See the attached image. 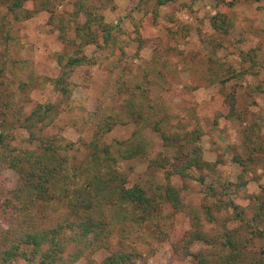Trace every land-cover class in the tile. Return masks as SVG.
<instances>
[{
  "label": "trees",
  "instance_id": "trees-1",
  "mask_svg": "<svg viewBox=\"0 0 264 264\" xmlns=\"http://www.w3.org/2000/svg\"><path fill=\"white\" fill-rule=\"evenodd\" d=\"M29 1L33 8L26 7ZM64 1L0 0V37L4 46L16 42L12 23L26 21L40 11L48 13V24L63 45V50L55 53L59 66L55 77L28 74L26 81L15 84L16 73L9 69L13 78L8 80L3 66L0 68V99L3 95L8 98L0 104V164L17 174L12 187L0 179V221L6 226L0 229V264H75L80 258H85L87 264H135L150 240L154 243L169 237V230L161 227L164 219L160 216L167 207L183 211L189 218V229L181 238L182 246H178L192 257L194 264H264V186L255 174L256 166L264 159V113L248 106L239 109L237 90L244 75H257L264 70V53L258 48L241 51L240 67L225 68V76L218 75L217 65L210 68L209 79H219L223 94L216 116L228 120L236 117L245 123L244 154L236 152L233 156L241 167L236 181L223 178L217 163L203 158V131L199 126L170 134L161 130L157 121L153 128L169 151L159 165H167L168 174L179 176L183 184L178 187L168 181L157 185V191L149 196L142 185L132 183L116 167L120 159L144 154L142 130L157 113V108L144 105L145 89L138 84L129 91V84L116 78L119 81L112 83L110 90L104 89L95 111L82 106V124L78 126L79 120L72 119L73 126L95 129L89 138L81 135L77 141L52 132V128L60 127L56 124L55 103H37L28 113L24 104L15 108L12 105L32 88L50 83L60 104L70 107V73L95 61L81 54L84 46L101 43V49L113 51L118 30L105 23L100 12L112 7L111 0H70V9H58ZM176 1L155 3L162 6ZM194 1L197 0L190 3ZM242 1L217 0L210 23L214 32L209 42L211 37L230 34L234 28L230 10ZM190 30L189 25H182L173 33L185 37ZM11 63L13 67H23L16 61ZM211 63L217 64L216 58ZM123 93H127V115L138 126L132 138L107 144L106 135L120 121L115 101ZM16 126L26 132L29 148L12 146L8 136ZM81 152L85 154L79 158ZM251 181L262 191L247 193L248 203L242 206L235 197L244 196ZM192 182L199 188H191ZM115 234L118 245L114 248L111 236ZM195 242L204 246L192 252L190 246ZM102 248L108 249L109 254L97 261L93 253Z\"/></svg>",
  "mask_w": 264,
  "mask_h": 264
},
{
  "label": "rangeland",
  "instance_id": "rangeland-1",
  "mask_svg": "<svg viewBox=\"0 0 264 264\" xmlns=\"http://www.w3.org/2000/svg\"><path fill=\"white\" fill-rule=\"evenodd\" d=\"M69 2L70 0H65L58 9H70ZM111 2V8L102 9L100 12L104 15L105 23L113 24L117 28V41L113 44L112 52L110 49H101V43H88L84 46L81 54L95 61L87 62L70 73V107L60 104V97L50 83L43 88H32L23 98L17 97L13 107L24 104L25 112L28 113L37 103H55L56 124L60 127L52 128V132H59L69 140L77 141L81 135L89 138L95 129L94 126L85 129L73 126L72 119L79 120L78 126L82 124V106L84 110L95 111L98 100L103 99L104 89L110 90L112 83L121 79L129 84V91L138 84L145 89L144 105L157 108V113L152 120H147L142 130L144 154L130 160L120 159L116 164L132 183L142 185L149 196L157 191V185H164L168 181L178 187L183 184L179 176L168 174L167 165H159L160 162L164 163L162 158L169 151L164 146L160 133L153 128L157 121L160 129L170 134L199 126L203 131L200 141L203 158L216 162L223 178L236 181L241 167L233 161V156L236 152L244 154L245 123L236 117L228 120L216 116L223 94L219 89V79L212 82L209 74L214 65H217L215 69L218 75L224 74L223 76L226 75L225 68H239L241 51L258 48L259 52L264 53V0H243L234 5L230 10L234 28L226 37H211L212 42L209 39L214 31L210 23L211 16L216 11L217 0H197L192 4L190 0H177L162 6H157L155 0ZM186 4L190 6L187 7ZM26 7L33 8V2H27ZM47 20L48 13L40 11L26 21L12 23L16 42L4 46L0 37V68L3 66L8 80L13 78L9 69L17 75L15 84L26 81L28 74L41 77L58 75L59 66L55 53L62 51L63 45ZM182 25L191 27L185 37L173 33ZM214 58L217 64L211 63ZM12 61L23 66L22 69L13 67ZM126 66L129 68L124 70ZM121 70L125 72L124 75H120ZM116 78L119 80H115ZM260 84L262 89H258ZM237 90L239 109L248 106L255 112L264 113L263 69L257 75H244ZM127 93H123L115 101L117 111H114L119 113L120 121L106 135L104 142L107 144L132 138L138 126L127 115ZM7 99L3 95L0 104H4ZM162 106L164 110L160 111ZM8 138L16 148L30 147L27 134L21 127L16 126ZM84 154L85 152L78 154L79 158ZM255 169V174L260 177L259 182L264 186V159ZM1 178L6 185L12 187L17 180V174L12 168L0 164ZM190 187L199 188L194 182ZM261 191L260 186L251 181L244 196H236L235 201L245 206L248 203L247 193ZM160 216L164 219L161 227L169 230V237L154 243L150 240L135 264H194L192 257L184 254L180 248L181 238L190 226L187 214L167 207ZM5 227L0 221V229ZM111 238V246L115 248L118 245L116 234ZM203 246L202 243L195 242L190 250L195 252ZM108 254L109 250L102 248L95 251L93 257L101 261ZM16 264L26 263L19 261ZM75 264H87V261L80 258Z\"/></svg>",
  "mask_w": 264,
  "mask_h": 264
}]
</instances>
